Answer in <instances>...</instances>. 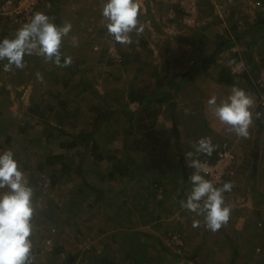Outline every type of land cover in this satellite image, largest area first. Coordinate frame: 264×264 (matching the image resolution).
<instances>
[{"label":"crops","instance_id":"1","mask_svg":"<svg viewBox=\"0 0 264 264\" xmlns=\"http://www.w3.org/2000/svg\"><path fill=\"white\" fill-rule=\"evenodd\" d=\"M225 1L216 10L212 0H139L143 32L126 45L107 32L106 0L40 1L34 13L72 26L60 48L71 65L33 54L5 71L0 61V154L14 153L34 189L32 256L67 244L114 246L140 249L152 264L160 243L169 262L165 243L177 233L197 264L264 263V0ZM19 28L0 24V40ZM233 86L255 101L247 139L228 133L207 104ZM203 137L213 153L228 143L236 157L224 193L230 220L215 232L180 205L195 171L186 153L205 155L192 147Z\"/></svg>","mask_w":264,"mask_h":264},{"label":"clouds","instance_id":"2","mask_svg":"<svg viewBox=\"0 0 264 264\" xmlns=\"http://www.w3.org/2000/svg\"><path fill=\"white\" fill-rule=\"evenodd\" d=\"M139 9V0H106L102 5L101 15L107 21V32L115 42L131 44V34L143 32V24L138 18ZM71 27L68 23L58 27L46 14L34 13L29 22L17 29L13 39L0 40V61L7 60L4 70L11 71L13 67L23 69L26 66L24 57L33 54L57 67L70 66L71 56L63 57L61 63L60 48ZM71 39L73 47L78 46L77 38L73 36ZM36 75L37 79H43L39 73ZM207 104L214 117L226 126L228 133L249 138V129L253 124L251 109L255 101L244 89L233 86L231 94L219 104L215 95ZM192 147L195 153L208 156L216 150L209 137L200 138ZM193 154L186 153V158L191 160L190 167L195 169L190 177L193 187L186 201H180V205L196 216H202L205 227L215 232L230 220L232 209L225 205L224 193L230 192L233 184L225 182L222 187H215L201 175L206 166L198 159H191ZM0 190H3L0 191V264H33L34 245L30 237L36 214L34 189L10 150L0 154ZM200 223V220H194L193 227H199Z\"/></svg>","mask_w":264,"mask_h":264},{"label":"built area","instance_id":"3","mask_svg":"<svg viewBox=\"0 0 264 264\" xmlns=\"http://www.w3.org/2000/svg\"><path fill=\"white\" fill-rule=\"evenodd\" d=\"M40 1L41 0H1L0 24L21 27L23 24L30 21ZM212 1H214L216 10H222L224 6L223 3H218L217 0ZM225 2L231 3L232 0H227ZM254 5L262 7L263 3L261 0H255ZM199 161L206 166V171L202 172L201 175H203L206 180L211 181L215 187L219 188L222 187L225 182H231V178L235 173L236 157L228 143H223L215 153L211 154V156L206 154L203 155L200 157ZM192 187L193 185H190L188 188L189 195ZM225 205L229 206L228 204ZM226 226L227 225L223 226L219 230L225 229ZM46 243L48 244L49 241ZM165 246L174 256L170 264H197L189 258L182 249V242L177 233L168 234Z\"/></svg>","mask_w":264,"mask_h":264},{"label":"rangeland","instance_id":"4","mask_svg":"<svg viewBox=\"0 0 264 264\" xmlns=\"http://www.w3.org/2000/svg\"><path fill=\"white\" fill-rule=\"evenodd\" d=\"M82 217H83V215H81L80 217L75 219V221L80 223L82 221ZM94 223L91 226V228H94ZM57 230H59V228ZM60 235L61 234H59L58 237ZM86 235H88V234H86ZM43 237L45 238V235H42V238ZM87 237L89 239H91L93 237V235H90V236L88 235ZM69 239L70 240L72 239V237H70V235H68V241H69ZM128 240L130 241V239H128ZM152 242H154V241H152ZM130 244L131 243H128V246H130ZM77 245L78 244H76V245L67 244L65 246L66 249L62 248L59 253L55 252L56 249L59 248L58 246H54L55 247L54 249H49L47 252H44L46 250H41L38 255L32 256L33 257V264H97L98 262L100 264H146V263H142L140 261V259H144L147 257L144 253L143 254L141 253L140 249L135 250V251L131 250L130 248L126 249V250H123V249L122 250H118V249L115 250V248L113 246V248L111 249L110 252L109 251L105 252V251H98L97 246H93L92 248H86V246H84V248L83 247L79 248V246H77ZM155 248H157V250L152 249V250H154V252L152 253V257H151V259H153L151 261L152 264H154V261H158L157 255L160 252H161V258H160L158 264H160V263L170 264L171 260L169 262H167V259L165 258V254H164L165 253L164 248L160 245V243L159 244L157 243L155 245ZM250 252H251V249H249L247 251V254ZM260 252L261 251L256 252V253H260ZM262 253L264 254V249H263ZM125 255H127L128 257L124 258L123 256H125ZM72 257H75V260L72 263H70L69 259L70 258L72 259ZM132 259L134 260V262L130 261Z\"/></svg>","mask_w":264,"mask_h":264},{"label":"trees","instance_id":"5","mask_svg":"<svg viewBox=\"0 0 264 264\" xmlns=\"http://www.w3.org/2000/svg\"><path fill=\"white\" fill-rule=\"evenodd\" d=\"M60 251H61V248H58V249H56L55 252L59 253ZM70 259H71V258H70ZM70 259H69V262L72 263V262L75 260V257H72L71 260H70ZM69 262H68V263H69ZM97 262H98V261H97ZM97 262H96V263H97ZM97 264H100V263L98 262Z\"/></svg>","mask_w":264,"mask_h":264}]
</instances>
